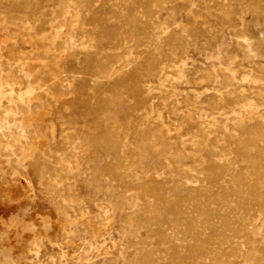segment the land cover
Masks as SVG:
<instances>
[{
    "label": "rangeland",
    "instance_id": "1",
    "mask_svg": "<svg viewBox=\"0 0 264 264\" xmlns=\"http://www.w3.org/2000/svg\"><path fill=\"white\" fill-rule=\"evenodd\" d=\"M0 264H264V0H0Z\"/></svg>",
    "mask_w": 264,
    "mask_h": 264
},
{
    "label": "bare ground",
    "instance_id": "2",
    "mask_svg": "<svg viewBox=\"0 0 264 264\" xmlns=\"http://www.w3.org/2000/svg\"><path fill=\"white\" fill-rule=\"evenodd\" d=\"M229 1V0H228ZM215 3V2H214ZM133 6V5H132ZM220 6V5H219ZM257 6V5H256ZM224 7V6H223ZM222 7V8H223ZM210 8V7H209ZM218 9H220V8H218ZM248 9V8H247ZM154 10V9H153ZM221 10V9H220ZM144 12V11H143ZM221 13V12H220ZM152 16V15H151ZM123 22V21H122ZM222 24V23H221ZM220 26V25H219ZM224 26V25H223ZM121 28H122V26H121ZM171 31V30H170ZM151 34V33H150ZM134 36V35H133ZM138 47V46H137ZM150 55H152V54H150ZM164 55V54H163ZM111 57V56H110ZM142 58V57H141ZM144 58V57H143ZM156 58V57H155ZM182 58V57H181ZM153 60H155V59H153ZM145 62V61H144ZM160 62H161V60H160ZM148 65V64H147ZM157 65V64H156ZM123 69V68H122ZM140 71V70H139ZM146 72V71H145ZM135 76V75H134ZM130 77V76H129ZM136 77V76H135ZM136 81V80H135ZM137 82V81H136ZM137 84H138V82H137ZM132 90V89H131ZM134 99V98H133ZM139 104H140V102H139ZM249 107V106H248ZM137 126V125H136ZM36 135V134H35ZM249 136L248 137H254V138H257V139H262V137H263V131L261 130V128H256L254 131H251L249 134H248ZM99 136V135H98ZM140 143V142H139ZM235 145V144H234ZM240 148V147H239ZM263 152V151H262ZM132 155V154H131ZM247 164V163H246ZM255 165V164H254ZM112 172V171H111ZM100 175V174H99ZM122 176V175H121ZM125 179V178H124ZM263 179V178H262ZM235 181V180H234ZM68 189V188H67ZM137 190V189H136ZM198 194V193H197ZM261 201V200H260Z\"/></svg>",
    "mask_w": 264,
    "mask_h": 264
}]
</instances>
